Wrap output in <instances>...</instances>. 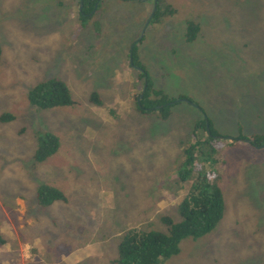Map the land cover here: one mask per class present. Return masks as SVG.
Instances as JSON below:
<instances>
[{
    "label": "rangeland",
    "instance_id": "1",
    "mask_svg": "<svg viewBox=\"0 0 264 264\" xmlns=\"http://www.w3.org/2000/svg\"><path fill=\"white\" fill-rule=\"evenodd\" d=\"M150 1L103 0L83 18L80 0H0V116L14 117L0 122V264H111L124 232L180 222L179 199L201 172L222 192L223 218L161 264H264V148L229 142L264 135V0H165L174 14L146 26ZM188 22L199 25L191 43ZM134 44L154 88L175 100L166 121L136 109ZM49 78L73 105L29 104ZM201 112L222 139L214 162L196 159L182 180ZM45 134L59 149L34 163ZM41 185L66 201L40 207Z\"/></svg>",
    "mask_w": 264,
    "mask_h": 264
},
{
    "label": "trees",
    "instance_id": "2",
    "mask_svg": "<svg viewBox=\"0 0 264 264\" xmlns=\"http://www.w3.org/2000/svg\"><path fill=\"white\" fill-rule=\"evenodd\" d=\"M97 1H100L99 7L103 0H83V6L79 9L80 16L83 18L88 16ZM150 2L154 4L153 0ZM173 14L174 10L165 0H156V10L150 23H160L163 17ZM188 23L186 41L191 43L199 33V25L193 22ZM131 52L132 67L133 69L136 67L138 70L136 71L138 79L142 82V90L145 87L143 97L136 103L137 111L145 116L156 113L161 121L168 120L175 100L169 98L163 91L154 88L153 81L137 58V45ZM1 54L0 48V62ZM181 99L186 98L181 97L179 100ZM27 100L31 106L40 110L69 107L74 103L66 83L57 78H49L34 86L28 92ZM188 100L190 103L187 104L191 106L192 101ZM90 101L96 105L101 104L96 92L91 94ZM202 116L203 118L194 126L193 141L189 142L183 150L185 159L180 171L182 180L191 174L196 159L202 164L214 162L216 150L211 146V143L220 141L218 138L220 136L213 130L210 121L204 118V113ZM13 119L14 117L10 114L0 116V122H9ZM240 140L250 141L248 144L253 147L264 145V135L261 134H251L250 136L241 134L239 140L231 139L229 142L240 143ZM58 149V137L54 134H45L38 139V147L33 158L34 163L46 161ZM36 197L42 208H47L58 201H66L65 196L58 189L49 185H41L36 191ZM224 207L223 195L219 186L208 178L207 173H199L187 194L179 199L177 213L180 222L176 223L170 217L163 216L161 222L166 228L165 233L137 229L124 232L117 249L118 257L111 264H161L163 260L177 256L180 252L179 245L183 240H197L215 229L223 218ZM5 244L6 240L0 230V248Z\"/></svg>",
    "mask_w": 264,
    "mask_h": 264
},
{
    "label": "water",
    "instance_id": "3",
    "mask_svg": "<svg viewBox=\"0 0 264 264\" xmlns=\"http://www.w3.org/2000/svg\"><path fill=\"white\" fill-rule=\"evenodd\" d=\"M143 1H148V0H143ZM153 1H154V7H153V10H152V12H151L149 18H148V21H147V23H146V26L150 23V21H151L153 15H154V12H155V10H156V0H153ZM99 2H100V1H97V2H96L93 11H95V10L97 9V6H98ZM82 6H83V0H80V7H79V8L81 9ZM134 46H135V44L132 46L131 51L134 49ZM131 55H132V52H130V60H132ZM144 91H145V87L143 88L142 92H141L140 95H139V98H138V100H137L138 102H139V100L143 97V93H144ZM178 102L190 103L188 100H185V99H181V100H179ZM191 106L195 107L193 104H191ZM195 108H197V107H195ZM218 138H219V139H222V138H220V137H218ZM240 141H241V142H245V143H249V142H250V141H247V140H240ZM257 148H264V145H263V146H257Z\"/></svg>",
    "mask_w": 264,
    "mask_h": 264
}]
</instances>
